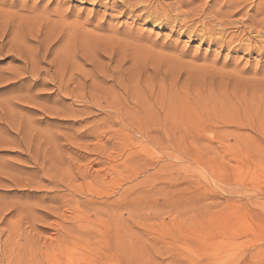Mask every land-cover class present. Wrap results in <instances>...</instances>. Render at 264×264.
<instances>
[{
    "label": "rangeland",
    "instance_id": "1",
    "mask_svg": "<svg viewBox=\"0 0 264 264\" xmlns=\"http://www.w3.org/2000/svg\"><path fill=\"white\" fill-rule=\"evenodd\" d=\"M224 1L0 0V256L23 245L54 264H264V11ZM125 186L119 260L87 201L121 206Z\"/></svg>",
    "mask_w": 264,
    "mask_h": 264
},
{
    "label": "bare ground",
    "instance_id": "2",
    "mask_svg": "<svg viewBox=\"0 0 264 264\" xmlns=\"http://www.w3.org/2000/svg\"><path fill=\"white\" fill-rule=\"evenodd\" d=\"M62 1V0H61ZM186 1H188V0H186ZM190 1V0H189ZM205 1V0H204ZM219 1V0H218ZM225 1H227V5H226V3H225V5L226 6H228L229 7V9H230V7L231 8H233V9H231L233 12L234 11H236V9L237 10H240V9H238V8H240V6L242 7V5H243V3L244 2H247V1H249L250 3H252V2H256V3H254L255 4V7L253 8V13L255 14H257V12H262V11H264V0H225ZM224 1V2H225ZM47 3H49V2H47ZM51 3V2H50ZM141 3V2H140ZM171 3V2H170ZM169 3V4H170ZM181 3V2H180ZM203 3V2H202ZM1 4V3H0ZM159 4V3H158ZM163 4V3H162ZM173 4V3H172ZM210 4V3H209ZM216 4V3H215ZM223 4V3H222ZM253 4V3H252ZM2 5V4H1ZM164 5V4H163ZM47 6V5H46ZM45 6V7H46ZM150 6V5H149ZM171 6V5H170ZM175 6V5H174ZM222 6V5H221ZM223 6H224V4H223ZM33 7H35V6H33ZM43 7V6H42ZM228 7H226L227 8V10L229 11V9H228ZM250 7V6H249ZM2 8V7H1ZM48 8V7H47ZM57 7H55V9H56ZM173 8V7H172ZM177 8V7H176ZM219 8V7H218ZM226 8H223L222 9V11L225 9L226 10ZM248 8V7H247ZM45 9V8H44ZM162 9V8H161ZM204 9V8H203ZM43 10V9H42ZM52 10V9H51ZM153 10V9H152ZM158 10V9H157ZM216 10H219V9H216ZM226 10V11H227ZM229 11V12H231V13H233L232 11ZM31 11V10H30ZM43 11H45V10H43ZM53 11V10H52ZM207 11V10H206ZM205 11V12H206ZM222 11H217L218 12V14H220ZM244 11V10H243ZM246 11V10H245ZM46 12V11H45ZM56 12H58V11H56ZM156 12V11H155ZM220 12V13H219ZM224 12V11H223ZM216 13V12H215ZM227 14H228V12H226ZM226 13H225V15H226ZM230 13V14H231ZM18 14V13H17ZM36 14V13H35ZM164 14V13H163ZM201 14V13H200ZM234 14V13H233ZM245 14V13H244ZM250 14V13H249ZM39 15V14H38ZM156 15V14H155ZM212 15V14H211ZM217 15V14H216ZM221 15H222V13H221ZM224 15V14H223ZM222 15V16H223ZM229 15V14H228ZM153 16V15H152ZM163 16H165V15H163ZM200 16V15H199ZM248 16V15H247ZM24 17V16H23ZM198 17V16H197ZM214 17V16H213ZM245 17V16H244ZM264 17V16H263ZM262 17V18H263ZM218 18V16H216V19ZM221 19H222V17H220ZM219 18V19H220ZM223 18H225V17H223ZM19 19V18H18ZM40 19V18H39ZM226 19V18H225ZM232 19L233 18H231V21H232ZM253 19V18H252ZM256 19V18H255ZM258 19V18H257ZM37 20V19H36ZM48 20V19H47ZM208 20V19H207ZM206 20V21H207ZM223 20V19H222ZM35 21V20H34ZM217 21V20H216ZM225 21V20H224ZM223 21V22H224ZM244 21V20H243ZM264 21V20H263ZM41 22V21H40ZM62 22V21H61ZM64 22V21H63ZM205 22V21H204ZM220 22H221V20H220ZM222 22V23H223ZM240 22V21H239ZM242 22V21H241ZM252 22V21H251ZM256 22V21H255ZM37 23V22H36ZM56 23V22H55ZM65 23V22H64ZM213 23V22H212ZM219 23V22H218ZM235 23V22H234ZM233 23V24H234ZM61 24V23H60ZM66 24V23H65ZM216 24V23H215ZM240 24V23H239ZM32 25V24H31ZM41 25V24H40ZM63 25V24H62ZM228 25V24H227ZM230 25H232V24H230ZM247 25V24H246ZM215 26V25H214ZM218 26V25H217ZM220 26L221 25H219V28H220ZM226 26V25H225ZM237 26V25H236ZM248 26V25H247ZM249 26H252V23L249 25ZM31 27V26H30ZM46 27V26H45ZM65 27V26H64ZM63 27V28H64ZM73 27V26H72ZM205 27V26H204ZM210 27V26H209ZM227 27V26H226ZM229 27V26H228ZM232 27V26H231ZM241 27V26H240ZM245 27V26H244ZM68 28V27H67ZM242 28V27H241ZM246 28V27H245ZM8 29V28H7ZM46 29V28H45ZM207 29V28H206ZM222 29V28H221ZM244 29V28H243ZM247 29V28H246ZM203 30V29H202ZM209 30V29H208ZM68 31V30H67ZM210 31V30H209ZM213 31V30H212ZM245 31V30H244ZM244 31H241V33L242 32H244ZM251 31V30H250ZM253 31V30H252ZM1 32V31H0ZM65 32V31H64ZM205 32H208L207 30L205 31ZM219 32H221L220 30H219ZM246 32V31H245ZM5 34H6V32H4ZM40 33V32H39ZM49 33V32H48ZM68 33V32H67ZM70 33V32H69ZM213 33H215L214 31H213ZM217 33V32H216ZM215 33V34H216ZM71 34V33H70ZM256 34H258V33H256ZM16 35V34H15ZM39 35V34H38ZM55 35V34H54ZM67 35H69V34H67ZM217 35V34H216ZM219 35V34H218ZM237 35H238V33H237ZM236 35V36H237ZM17 36H19V34L17 35ZM33 36V35H32ZM59 36V35H58ZM70 36V35H69ZM252 36V35H251ZM21 37H23V35L21 36ZM38 37V36H37ZM55 37V36H54ZM68 37V36H67ZM206 37V36H205ZM222 37V36H221ZM231 37H232V35H231ZM12 38H15V36L13 35V37ZM18 37H16L15 39L18 41V39L20 38H18ZM26 38V37H25ZM229 38V37H228ZM234 38V37H233ZM7 39V38H6ZM15 39H12V40H15ZM67 39V38H66ZM206 39V38H205ZM211 39V38H210ZM209 39V40H210ZM215 39V38H214ZM222 39H224V37L222 38ZM235 39V38H234ZM21 40V39H20ZM57 40V39H56ZM71 40V39H70ZM230 40V39H229ZM228 40V41H229ZM212 41H213V38H212ZM227 41V40H226ZM232 41V40H231ZM248 41V40H247ZM42 42V41H41ZM216 42V41H215ZM225 42V41H224ZM217 43V42H216ZM218 43H219V41H218ZM229 43V42H228ZM242 43V42H241ZM67 44V43H66ZM233 44V43H232ZM218 45V44H217ZM219 45H221V44H219ZM256 45V44H255ZM225 46H226V43H225ZM241 46V45H240ZM254 46V45H253ZM259 46V45H258ZM263 46V45H262ZM49 47V46H48ZM245 47V46H244ZM240 48V47H239ZM2 49V48H1ZM235 49V48H234ZM255 49V48H254ZM260 51V50H259ZM70 52V51H69ZM47 53V52H46ZM61 54V53H60ZM55 57V56H54ZM33 59V58H32ZM35 59V58H34ZM33 59V60H34ZM55 59V58H54ZM59 61V60H58ZM27 63V62H26ZM68 63V62H67ZM25 64V63H24ZM63 64V63H62ZM24 67V66H23ZM261 70V69H260ZM33 71V70H32ZM236 71V70H235ZM238 72V71H237ZM264 71H262L261 73H263ZM235 74L236 75H239L238 73H236L235 72ZM1 76V75H0ZM10 76H11V74H10ZM260 76V75H259ZM264 76V75H263ZM262 76V77H263ZM4 77V76H3ZM8 77V76H7ZM6 77V78H7ZM36 77V76H35ZM235 77H237V76H234V78ZM240 77H242V76H240ZM248 77H250V76H248ZM15 78V77H14ZM237 78H239V77H237ZM244 78V77H243ZM253 78V77H252ZM251 78V79H252ZM258 78V77H257ZM248 79V78H247ZM253 80H254V78H253ZM252 80V81H253ZM257 80V79H256ZM54 81V80H53ZM232 81H234L233 79H232ZM252 81H250L251 83H252ZM260 81H262V80H260ZM260 81H259V83H260ZM249 82V83H250ZM264 82V81H263ZM258 83V82H257ZM254 84V83H253ZM65 85V84H64ZM67 85V84H66ZM63 86V85H62ZM58 89V91H59V88H57ZM78 89V88H77ZM165 89V88H164ZM63 90V89H62ZM69 90V89H68ZM73 90V89H72ZM72 90H70L71 91V93H72V96H74V95H76V94H74L73 95V92H72ZM75 90V89H74ZM162 90V89H161ZM171 90V89H170ZM64 91V90H63ZM63 91H61V92H63ZM67 91V90H66ZM66 91H64L65 92V95H67V93L68 94H70L69 93V91L68 92H66ZM63 92V93H64ZM157 92V91H156ZM163 92H164V90H163ZM172 93H174V92H172ZM58 94V93H57ZM62 94V93H61ZM156 94V93H155ZM64 95V94H63ZM94 95V94H93ZM115 96V95H114ZM76 97V96H75ZM79 97V99H80V101H81V99H83L82 98V96H78ZM89 97V96H88ZM156 97H157V95H156ZM169 97V96H168ZM167 97V98H168ZM77 98V97H76ZM159 98H161L160 96H159ZM93 99V98H92ZM156 99V98H155ZM165 99V98H164ZM84 100V99H83ZM90 100H91V98H90ZM94 100V99H93ZM96 100V99H95ZM97 101V100H96ZM156 101V100H155ZM160 102H161V100H159ZM171 101V100H170ZM83 102V101H82ZM152 102V101H151ZM157 102V101H156ZM162 102H164V101H162ZM258 102V101H257ZM81 103V102H80ZM93 103H95V101H93ZM97 103V102H96ZM103 103V102H102ZM109 103V102H108ZM111 103V102H110ZM170 103V102H169ZM173 103V102H172ZM172 103H171V105H172ZM106 104V103H105ZM155 104H157V103H155ZM158 104H159V102H158ZM99 105V104H98ZM106 106H107V104H106ZM156 106H158V105H156ZM163 106V105H162ZM253 106V105H252ZM83 107H85V106H83ZM82 107V108H83ZM110 107H111V104H110ZM172 107H173V105H172ZM172 107H170V108H172ZM241 107V106H240ZM89 108V107H88ZM169 108V107H168ZM108 109V108H107ZM130 109V108H129ZM239 109V108H238ZM82 110V109H81ZM163 110V109H162ZM166 110H168V109H166ZM118 111V110H117ZM120 111V110H119ZM132 111V110H131ZM135 111V110H134ZM164 111H165V109H164ZM169 111V110H168ZM182 111V110H181ZM242 111V110H241ZM248 111H251V110H248ZM133 113V112H132ZM131 113V114H132ZM149 113V112H148ZM172 113H173V111H172ZM236 113V112H235ZM261 113H263V112H261ZM114 114V113H113ZM120 114V113H119ZM229 114H232V113H229ZM118 115V114H117ZM125 115H127V116H125ZM124 116H121V118L119 119V121H121V123H122V125L123 126H126V127H132V124L130 123L131 121H132V118H134L133 120L135 121V128L136 129H138L139 130V132H140V134H142V136H144V138H146V137H149V135H151L150 133H152V129H151V127L149 126V124H147L148 122H149V119L147 118L146 120L148 121L147 123H146V121H144L141 117H139V115H138V117L136 116V117H134V115L132 116V115H129V114H125ZM250 115V114H249ZM264 115V114H263ZM140 116H142L143 117V115H140ZM260 116V115H259ZM150 117V116H149ZM152 117V116H151ZM172 117V116H171ZM170 117V118H171ZM177 117V116H176ZM109 118V117H108ZM153 118V117H152ZM169 118V119H170ZM252 118V117H251ZM154 119V118H153ZM161 119V118H160ZM159 119V120H160ZM112 120H113V118H112ZM150 120H151V118H150ZM165 119H163V121H164ZM171 120V119H170ZM259 120V119H258ZM152 121V120H151ZM150 121V122H151ZM169 121V120H168ZM229 121V120H228ZM237 121V120H236ZM243 121V120H242ZM169 122H171V121H169ZM173 123H176L175 122V120L174 121H172ZM245 122H246V120H245ZM112 123H113V121H112ZM163 123V122H162ZM172 123V124H173ZM230 123V122H229ZM120 124V123H119ZM150 124H153L152 122L150 123ZM160 125L161 126V124L160 123H157V125ZM164 124H165V121H164ZM166 124H168L167 123V121H166ZM172 124H170V126L172 125ZM178 125L179 124H177V127H178ZM262 125V124H261ZM260 125V126H261ZM173 126L174 125H172V127H169V129L170 128H173ZM188 126V125H187ZM258 126V125H257ZM109 127V126H108ZM162 127H164L163 125H162ZM165 127H167L166 125H165ZM261 127H263V126H261ZM153 128L154 129H160V127L159 126H153ZM174 128H175V126H174ZM181 128V127H180ZM99 129H100V127H99ZM102 129V128H101ZM109 129V128H108ZM163 129V128H162ZM162 129H160V131H162L163 132V130ZM168 127L165 129V131H166V133H168L167 134V136H169V132H171L172 130H170L169 132H167L168 130ZM257 129H259V128H257ZM261 129H263L264 130V127L263 128H261ZM94 130V129H93ZM174 130V129H173ZM260 130V129H259ZM107 131V130H106ZM89 132V131H88ZM96 132V131H95ZM123 132V131H122ZM258 132V131H257ZM92 133V132H91ZM163 133H165V132H163ZM172 133V132H171ZM174 133V132H173ZM93 134H95V133H93ZM235 134V133H234ZM153 135V134H152ZM155 135V134H154ZM150 136L149 138H154V139H156L157 141H159V140H161V141H159V142H163V139H161L160 137H157V135L156 136ZM232 135V134H231ZM260 135V134H259ZM91 136H93V135H91ZM140 136V135H139ZM164 136H166L165 134H164ZM173 135H171V137H172ZM261 136V135H260ZM260 136H258V137H260ZM170 137V136H169ZM171 137H170V139H171ZM174 137H175V134H174ZM172 137L173 139L171 140L172 142H166V144H169V147L171 148V146L172 147H175L176 145H178V141L175 139V138H177V137ZM241 137V136H240ZM158 138V139H157ZM167 138V137H166ZM166 138H164L165 140H166ZM189 139V138H188ZM242 139V138H241ZM168 140V139H167ZM191 140V139H190ZM150 141V140H149ZM152 141V140H151ZM154 141V140H153ZM186 141V140H185ZM243 141V140H242ZM241 141V142H242ZM244 141H245V139H244ZM123 142H128V139H125ZM219 142V141H218ZM238 142V141H237ZM184 143V142H183ZM186 143V142H185ZM243 143V142H242ZM248 142H246L245 144H247ZM153 144V143H152ZM157 144V143H156ZM159 144V143H158ZM165 144V143H164ZM255 145H257V142L256 143H254ZM241 145H243V144H241ZM248 145V148H252L253 146H252V143H251V145H250V143H248L247 144ZM255 145H254V147H255ZM212 146V145H211ZM244 146V145H243ZM250 146V147H249ZM247 147V146H246ZM173 149H176V148H173ZM173 149H172V151H173ZM170 155V154H169ZM121 156H123V154H121ZM132 154L131 153H129V154H126L125 156H123V161H122V163H121V167L123 168V169H127V167H128V161H130L131 160V158H132ZM173 158V157H172ZM109 166H111L112 168L115 166H119L118 164H114V163H111V161L110 160H106L105 161ZM154 165V164H153ZM150 166V165H149ZM151 167V166H150ZM51 173H48V176H49V174H51L52 175V173L54 174V172H52V171H50ZM61 175V174H60ZM53 176H56L55 174L53 175ZM53 176H51V177H53ZM63 176V175H62ZM62 176L61 177H59V175L55 178V177H53V178H55V179H57L58 177L60 178L58 181H63L62 182V184L63 185H61V186H64V187H67L66 189H70V193H68V194H65V196H68V199H66L65 198V200H64V202L65 203H67V202H69V200L70 201H73V197H72V192H74V191H76L74 188H71L72 186L70 185V184H68L67 183V181H65V179H63L62 178ZM51 177H49V178H51ZM130 176L128 175V174H124L123 175V177H122V180L124 181H126L127 180V178H129ZM62 178V179H61ZM69 178H70V176H69ZM52 179V178H51ZM50 179V180H51ZM53 181H54V179H53ZM59 183V182H58ZM61 183V182H60ZM54 185H56V184H54ZM102 186V185H101ZM129 189H130V187L129 186H125V187H123V189H122V194H124L123 195V205H121V206H116L115 205V203L113 204V203H108V204H100L99 206H96V204H94L95 202L93 201V200H88L87 202L88 203H90V204H92V209H96V210H98L99 211V214H100V218L102 219V218H104V217H106V219H104L103 221H104V223H105V225L103 226V227H97V228H93L94 230L93 231H95L94 233H96V234H98L99 236H101V235H104L105 237H107L108 239H110V243H109V245H108V254H110L111 256H115V258H117L118 259V257L119 256H117L116 254H118V253H121L122 255L121 256H123L124 258H125V260H127V258H128V254H129V244H130V240H129V231L130 230H128L129 229V225H128V220H127V212H126V207H127V195L126 194H128V193H126L127 191H129ZM125 192V193H124ZM55 195V194H54ZM59 195V194H58ZM57 195V196H58ZM56 196V195H55ZM61 197V196H60ZM61 198H63V195H62V197ZM64 199V198H63ZM74 201H77L76 200V198H75V200ZM73 201V202H74ZM88 207H90L89 205H88ZM116 209H120V210H122L121 212L123 213V214H125L126 215V217H123V214L122 215H118L117 213H118V211H116ZM46 211H48L47 209L44 211V212H46ZM63 211V210H62ZM25 212V211H24ZM34 212V211H33ZM117 212V213H116ZM34 214L35 215V213H32V212H30V211H28V214ZM62 213V212H61ZM29 214V215H30ZM33 215V216H34ZM58 215H60V212H59V214ZM21 216V215H20ZM23 216V215H22ZM25 217V216H24ZM62 218H64V217H62ZM20 219V218H19ZM72 227V226H71ZM78 227L80 228V230L81 229H83L85 226H84V224H82V226H80V225H78L77 226V228L75 229V228H72V230H71V232H73V233H76V236H79L78 235V233L80 232H76V230L78 229ZM106 228V229H105ZM78 231V230H77ZM84 232H81L80 234L82 235ZM93 233V234H94ZM96 234H94V235H96ZM85 235V234H84ZM67 237V233H64L61 237H60V240L59 241H61V243L60 244H56V245H54L53 247L52 246H48L46 249H45V252L44 253H57V251L58 250H60L66 243V241L64 242V239ZM28 239H26V241H27ZM107 240V239H106ZM105 240V241H106ZM24 241V243H25V239L23 240ZM109 241V240H108ZM64 242V243H63ZM63 243V244H62ZM105 244V243H104ZM103 244V245H104ZM7 245V244H6ZM15 246V245H14ZM23 246V245H22ZM22 246L20 247V249L18 250L16 247H4L3 249H1V251H3V253H2V256H0V264H54V263H48L47 262V257H45V258H41V257H43V256H40L39 257V255H37L36 253H38V254H40V252H42V248H38V247H35V246H32V247H29V248H27L26 250L24 249V248H22ZM104 248V247H103ZM105 249V248H104ZM6 254V255H5ZM107 254V253H106ZM1 255V254H0ZM110 255H108V256H110ZM109 258H111V257H109ZM105 259V258H104ZM121 259V257H119V260ZM122 261H123V258H122ZM94 262V261H93ZM121 262V261H120ZM124 262V261H123ZM123 262H121V263H123ZM116 264L117 262L116 261H112L111 262V259H109L108 260V262H107V264ZM119 263V262H118ZM57 264H59V263H57ZM63 264V263H62ZM66 264H73V263H66ZM90 264H92V263H90ZM94 264V263H93ZM97 264V263H96ZM126 264V263H125Z\"/></svg>",
    "mask_w": 264,
    "mask_h": 264
}]
</instances>
